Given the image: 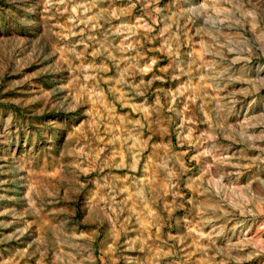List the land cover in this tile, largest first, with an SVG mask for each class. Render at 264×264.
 Masks as SVG:
<instances>
[{"label": "rangeland", "instance_id": "rangeland-1", "mask_svg": "<svg viewBox=\"0 0 264 264\" xmlns=\"http://www.w3.org/2000/svg\"><path fill=\"white\" fill-rule=\"evenodd\" d=\"M0 264H264V0H0Z\"/></svg>", "mask_w": 264, "mask_h": 264}]
</instances>
